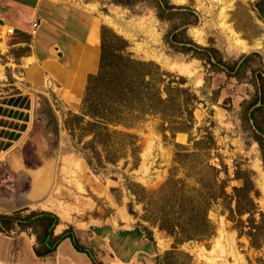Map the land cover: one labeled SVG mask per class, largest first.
I'll use <instances>...</instances> for the list:
<instances>
[{
	"label": "rangeland",
	"instance_id": "1",
	"mask_svg": "<svg viewBox=\"0 0 264 264\" xmlns=\"http://www.w3.org/2000/svg\"><path fill=\"white\" fill-rule=\"evenodd\" d=\"M58 1L76 6L86 15L81 18L78 12L60 10L62 19L72 15L83 25L95 23L99 43L102 30L109 39L110 34L117 35L132 58L169 73L167 79L181 78L180 85L188 87L198 101L190 120L173 126L158 115H147L132 127L114 126L132 134L134 145H128L126 154L115 162L97 163L86 127L68 130L64 120H69L70 114H80L87 77L96 73L98 64L83 76L81 71L79 81L72 76L74 71H66L67 76L60 79L45 77L42 83L20 80L21 91L8 84L14 79L11 71H17L18 66L9 65L11 61L0 55V64L8 62L0 77V125L22 128V137L8 149L21 148L26 166L18 172L10 168L8 160L0 162L2 204L5 197L21 202L28 196L27 174L39 168L36 178L44 177L46 192L37 195L43 196L38 202L48 203L49 209L60 208L58 223L69 224V229L86 222H105L117 214V205L126 209L131 228L126 230L128 225L120 222L122 234L115 233L112 240L122 260L132 247L159 245L164 250L161 259L158 255L153 258L154 264H264V147L257 142V136L263 135L247 118V105L260 87L257 74L264 78V18L256 6L258 0ZM55 16L48 14L46 21L38 17L40 27L31 37L35 43L41 37V47L55 37L64 48L60 33L65 27ZM223 22L235 33L224 28ZM76 25H69L71 32L78 29ZM234 36L249 44L257 41L259 47L236 52ZM210 48L214 49L211 61L220 58L232 65V70L224 71L222 63L219 70L212 67L205 58ZM245 56L250 59L236 70L233 63ZM44 97L58 121V141L52 147L48 139L55 138L45 129L51 116ZM26 116L25 127L17 119ZM254 117L264 129V105ZM95 149L104 158L99 144ZM37 205L29 209L46 210ZM203 208L211 232L207 237L197 235L203 232L198 224ZM238 208L244 212L239 213ZM191 211L196 214L190 215ZM0 212L8 211L0 205ZM37 230L42 231L40 227ZM182 230L197 236L183 240ZM191 240L193 245H186ZM142 261L134 264L148 262Z\"/></svg>",
	"mask_w": 264,
	"mask_h": 264
},
{
	"label": "crops",
	"instance_id": "2",
	"mask_svg": "<svg viewBox=\"0 0 264 264\" xmlns=\"http://www.w3.org/2000/svg\"><path fill=\"white\" fill-rule=\"evenodd\" d=\"M63 2L58 0H0V55L11 61L9 65L15 64L18 66L17 71L15 69L11 71V77L14 79L12 83L8 84L22 91L20 87L22 82L20 80L23 79L42 83L45 77L53 80L60 79L67 76L66 71H74L72 76L75 75L79 81L82 80L81 71L83 76V73H90L96 70L100 56L98 28L95 23L92 25L91 21L88 25H83L85 23L81 21L79 23L78 21L75 22L76 19L73 20L72 15L67 19H62L63 17L58 14L60 10L61 12L68 10L78 12L81 18L86 16L84 11L75 8L76 6ZM48 14H52L53 17L56 15L55 17L57 18L59 16V21L62 19L60 22L57 21V23H63L65 27L64 31L60 33V38L63 37L64 40L62 41L65 43H62L63 49L57 44V38L55 37L53 40L51 39L50 43L47 42L42 47L39 43L41 37L37 39L36 43L34 38L31 37L35 36L30 33L32 17L37 16L46 21L45 18H48ZM75 24H77L75 27L78 29L75 32H71L69 25ZM7 27H12L13 32L7 33ZM53 27L57 28L56 25H53ZM64 58L67 60L66 64L62 62L65 61ZM7 64L8 62L0 64V77L5 75L4 68ZM11 104L16 105L14 102ZM27 119L28 117L26 116L17 120L25 123L26 127ZM3 129L4 131H2ZM22 131V128L14 129L13 126L0 125V162L8 160L10 168L18 172L26 168L21 157V148L13 150L8 148L15 140L22 137ZM39 171V168H33L27 174L30 182L28 196L23 197L21 202L12 196V198L5 197L4 204L0 201V205H4V210L8 212L20 208H28L30 210L29 207L37 203L40 208L60 212V208L56 206L53 209H49L48 203L38 202L39 197L43 196L37 195L44 191L46 192L43 179H36ZM36 186H39L37 190ZM58 212L56 215L60 216ZM116 213L115 215L111 214L105 222H86L84 225H78L70 229L82 250H78L74 246L70 237H65L58 242L54 251L40 256L34 251L36 237L32 232L26 230L5 234L0 231V264H116L121 262L134 264L136 261L143 262L142 258L148 260L146 264H154L153 258L161 254L164 247L159 245L132 247L125 260L117 256L116 245L112 242L113 237L116 236L114 234L119 233L120 222L127 224L128 228L126 230H130L131 219L129 213L121 205L116 206ZM69 222L71 224V221ZM69 228V224L63 225L59 222L55 225L53 234L58 235ZM88 229L90 232L87 231ZM119 234L122 233L120 232Z\"/></svg>",
	"mask_w": 264,
	"mask_h": 264
},
{
	"label": "trees",
	"instance_id": "3",
	"mask_svg": "<svg viewBox=\"0 0 264 264\" xmlns=\"http://www.w3.org/2000/svg\"><path fill=\"white\" fill-rule=\"evenodd\" d=\"M256 6L264 18V0H258ZM125 46V41L120 37L110 34L109 39L106 31L102 30L98 69L96 73L89 74L87 77L80 105L81 112L80 114H70L69 120H64V127L68 130L86 127V131H89L91 136L89 144L92 145V156L96 158L97 163L104 160L115 162L119 157L126 154L128 145H134L132 134L115 129L114 126L132 127L147 115H158L167 119L173 126L182 121H189L191 118L189 114L194 102L198 101V98L189 91L188 87L180 85L179 80L181 78L178 80L175 77L167 79L169 73L159 71L150 62L132 58L128 52H125ZM206 50L205 58L212 67L219 70L217 66L222 63L225 64L224 71L232 70L233 66H229L220 58H217L216 62L211 61L214 57L211 52H214V49ZM249 59L250 56H245L234 62L233 65L238 70L245 66ZM257 76L260 80V87H256L255 96L247 105V109L250 108L247 118L251 119L256 129L262 133V137L257 136V142L261 147H264V129L254 117L255 111L262 109L264 105V78L262 74H257ZM43 99L47 103L46 106L51 116V119L45 124V129L50 135L54 133L55 140L48 139V144L52 147L58 141V121L48 100L45 97ZM257 102H259L258 105H256ZM50 126H52L51 130ZM115 140H119L117 145ZM96 143L103 148L104 158H101L102 153L95 149ZM134 149L132 147L130 150L134 151ZM88 163L91 164L89 158ZM203 210L204 214L200 218L198 216V224L201 225L203 232L197 235L207 237L211 232L208 231L209 221L206 217V209L203 208ZM237 211L239 213L244 212L242 208H238ZM193 214L196 212L191 211L190 215ZM58 220L59 217L50 211L20 208L9 212H0V231L5 234H12L29 230L35 234L34 251L40 256L54 251L58 242L65 237H70L74 246L78 250H82L70 229L58 235L53 234V229ZM38 227L42 231H38ZM182 232L184 234L182 233L180 236H184L183 240L197 236L185 233L184 230ZM178 234H181V231ZM149 238L150 236H148ZM169 253L171 252H166V254Z\"/></svg>",
	"mask_w": 264,
	"mask_h": 264
},
{
	"label": "bare ground",
	"instance_id": "4",
	"mask_svg": "<svg viewBox=\"0 0 264 264\" xmlns=\"http://www.w3.org/2000/svg\"><path fill=\"white\" fill-rule=\"evenodd\" d=\"M222 26L226 29H228V31L231 34H234L235 32L229 27V24H227L226 22L221 23ZM196 37L198 38V40L201 39V34L197 33ZM232 47L234 50H236V52H247L251 49L254 48H258L259 47V42L255 41L252 44L247 43L245 40L239 38V37H235L232 39ZM256 168H259L258 165L256 164ZM258 170V169H257ZM42 175V174H41ZM37 179V178H36ZM44 179V177H43ZM40 180V179H39ZM38 181V180H37ZM39 186H36V190L38 189ZM35 190V191H36ZM37 192V191H36ZM37 194V193H36ZM62 212V211H61Z\"/></svg>",
	"mask_w": 264,
	"mask_h": 264
},
{
	"label": "built area",
	"instance_id": "5",
	"mask_svg": "<svg viewBox=\"0 0 264 264\" xmlns=\"http://www.w3.org/2000/svg\"><path fill=\"white\" fill-rule=\"evenodd\" d=\"M39 25H40V20L38 19V17H36V16L32 17L31 26H30V33L32 35H35V33L38 30ZM6 32L7 33H12L13 32V28L12 27H7L6 28ZM117 264H131V263H128V262L127 263H123V262H121V263H117Z\"/></svg>",
	"mask_w": 264,
	"mask_h": 264
},
{
	"label": "water",
	"instance_id": "6",
	"mask_svg": "<svg viewBox=\"0 0 264 264\" xmlns=\"http://www.w3.org/2000/svg\"><path fill=\"white\" fill-rule=\"evenodd\" d=\"M193 243H194V242L191 240V241H188V242L186 243V245H188V246H192Z\"/></svg>",
	"mask_w": 264,
	"mask_h": 264
}]
</instances>
